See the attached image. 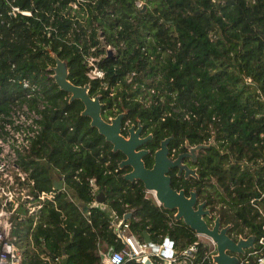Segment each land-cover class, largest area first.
<instances>
[{
  "label": "trees",
  "instance_id": "1",
  "mask_svg": "<svg viewBox=\"0 0 264 264\" xmlns=\"http://www.w3.org/2000/svg\"><path fill=\"white\" fill-rule=\"evenodd\" d=\"M53 54L68 61L74 83L102 94L104 117L127 110L126 125L140 119L154 131L152 150L171 134L172 150L210 144L198 150V177L172 185L207 199L233 237L255 235L247 250H258L255 264L264 254V0H0V121L17 102L45 103L43 128L19 165L35 194L64 181L34 214L18 208L19 264H102L100 249L122 247L113 222L128 212L141 239L147 230L180 249L199 235L148 196L142 180L125 178L124 153L55 81ZM95 65L104 77H89ZM25 78L41 92L28 98ZM145 160L151 166L153 156ZM204 256L201 246L197 264H215Z\"/></svg>",
  "mask_w": 264,
  "mask_h": 264
},
{
  "label": "built area",
  "instance_id": "2",
  "mask_svg": "<svg viewBox=\"0 0 264 264\" xmlns=\"http://www.w3.org/2000/svg\"><path fill=\"white\" fill-rule=\"evenodd\" d=\"M18 10L19 7H13V11ZM94 59L96 58L91 57V61ZM87 74L90 78H96L104 77L105 72L95 65ZM22 83L29 90L28 98H32L36 92H41V85L32 83L28 78L23 79ZM42 108H45L43 102L38 105H32L29 101L17 102L8 113L2 115L0 121V264H19L21 261L23 248L18 244L19 227L14 217L18 214L21 204L28 208L29 213L34 214L45 200H54L56 195L55 186L50 191H36V194L32 192L35 180L19 165L20 154L31 148L33 140L43 128ZM91 184L96 192L98 190L96 178L91 179ZM146 193L160 204L155 191L146 189ZM93 204L97 206L100 202L96 199ZM113 227L117 239L123 245L108 251L100 249L102 264H126L131 260L146 264L148 259L153 261L154 257L166 264H197L201 246L205 248L204 257L212 259L213 262V256L217 253V246L213 240L210 244L199 238L180 249L168 236L162 242H148L132 230L130 218L114 221ZM259 241L264 243V236H261ZM257 253V249L248 251L240 257V264H253L250 256ZM255 264H264V254L257 257Z\"/></svg>",
  "mask_w": 264,
  "mask_h": 264
},
{
  "label": "water",
  "instance_id": "3",
  "mask_svg": "<svg viewBox=\"0 0 264 264\" xmlns=\"http://www.w3.org/2000/svg\"><path fill=\"white\" fill-rule=\"evenodd\" d=\"M107 54L112 56L114 51L112 48L107 49ZM56 59V64L53 69L54 79L60 88L70 92V100L81 99L85 105L82 111L83 115L91 118V125L98 128L106 140L113 144L114 151H122L125 157L120 161V168L131 166V170L125 173V178L129 180H142L147 190L155 191L158 202L165 208L175 209L176 219H182L188 224L198 235H207L216 243L217 253L213 256L216 264H240V256L247 253L249 248L255 247V235L240 236L237 240L229 234L230 224L222 226L221 217L218 215L211 225L205 215L211 214L210 209L204 206L207 203L203 201L197 203V191L192 190L190 195H187L184 188H175L172 185V176L170 168L179 166V174L183 169H186V175L192 173L197 174V169L183 162L186 155H191L193 160L197 159V152L201 147H207L210 144L191 145L187 142V147L191 153H181L176 158L170 155L169 141L173 135L164 138L161 141L160 147L155 150L154 163L148 166L144 156L149 152V149L139 148L140 144L146 141L151 135L141 137V127L135 129V126L128 128L129 136L123 132L124 117L127 111L119 112L117 115L106 119L103 116L104 101L102 94L91 95L90 84H76L69 78V64L67 60L62 59L58 54H53ZM64 181L62 178L55 180V187L62 189ZM100 203L104 202V194L100 193L97 197ZM83 210L86 212L88 206L80 202ZM132 212H128L125 219H129ZM144 239L152 242L153 239L150 233L144 231ZM146 264H154L151 259L146 261ZM166 264V263H164Z\"/></svg>",
  "mask_w": 264,
  "mask_h": 264
},
{
  "label": "flooded vegetation",
  "instance_id": "4",
  "mask_svg": "<svg viewBox=\"0 0 264 264\" xmlns=\"http://www.w3.org/2000/svg\"><path fill=\"white\" fill-rule=\"evenodd\" d=\"M105 104V103H104ZM104 107V106H103ZM123 111H125V110H123ZM127 111V110H126ZM122 112V111H121ZM128 113V112H127ZM127 113H126V115H127ZM125 115V116H126ZM112 116H115V115H111V116H108V117H105L106 119H109L110 117H112ZM124 123H123V132H124V134L126 135V136H129V130H128V128L129 127H131V126H135V129H138L139 127H141V132H140V136L141 137H147V136H149V135H151V137H149L146 141H144L142 144H140V146H139V148H146V149H149V152L144 156V159H146V157L147 156H153V162H152V165H153V163H154V153H155V150L157 149V148H159L160 146H158V147H156L154 150H152V147L150 146V142L151 141H157L158 140V136H156V134L154 133V131H149L148 130V128H146L144 125H143V123L141 122V120L140 119H138L137 121H133V122H131V123H128L127 125H126V121H125V117H124ZM171 135H173V137L170 139V141H169V149H170V155H171V157L172 158H176L177 156H179V154H181V153H187V152H189V153H191V151H190V149L187 147V144H186V148L185 149H183L182 148V146H180V147H178L177 149L176 148H174L173 150L171 149V147H170V143H171V140L174 138V134H171ZM171 135H168V136H171ZM168 136H164V137H162L161 139H160V144H161V141L164 139V138H166V137H168ZM187 143V142H186ZM197 152V151H196ZM197 153H199V151L197 152ZM125 157V156H124ZM123 157V158H124ZM145 162H146V160H145ZM183 162L184 163H187V164H189L190 166H192L193 168H196L197 169V174H198V168H197V165L195 164L196 162H195V160H193V157L191 156V155H186V156H184V158H183ZM147 163V162H146ZM151 165V166H152ZM126 168H129V170H131V166H125ZM124 167V168H125ZM128 170V171H129ZM179 170H180V167L179 166H174V167H171L170 168V174H171V176H172V182H173V180H174V177H176L177 179H183V178H189V179H191V177H198V175H194V174H192V173H190V174H188V175H186V169H183L182 171H181V173L179 174ZM182 188H184L185 189V187L183 186ZM181 189V188H180ZM186 190V189H185ZM192 190H195V189H193V188H190V189H188V191H186V193H187V195H190V193H191V191ZM203 201H206L207 203L205 204V208L206 209H210L211 210V207L208 205V200L207 199H203L202 197H200V195L197 193V203H201V202H203ZM211 216L209 215V214H207V215H205V218L207 219V221L211 224V225H213V223H214V221H215V218L217 217V216H215V217H213V213H212V211H211ZM221 225L222 226H224L223 224H222V222H221ZM230 234V233H229ZM232 236V235H231ZM240 236H244V235H240ZM239 236V237H240ZM233 237V236H232ZM238 237V238H239ZM233 238H235V237H233ZM238 238H235L236 240L238 239Z\"/></svg>",
  "mask_w": 264,
  "mask_h": 264
},
{
  "label": "rangeland",
  "instance_id": "5",
  "mask_svg": "<svg viewBox=\"0 0 264 264\" xmlns=\"http://www.w3.org/2000/svg\"><path fill=\"white\" fill-rule=\"evenodd\" d=\"M138 4L140 5V4H142V2H139L138 1ZM75 6H77V5H75ZM109 48V47H108ZM26 207H25V205H22L21 206V211L22 212H26V209H25ZM199 238L203 241V242H205V243H212V238H210L209 236H207V235H199ZM19 244V243H18ZM20 245V244H19ZM21 246V245H20ZM22 247V246H21Z\"/></svg>",
  "mask_w": 264,
  "mask_h": 264
},
{
  "label": "clouds",
  "instance_id": "6",
  "mask_svg": "<svg viewBox=\"0 0 264 264\" xmlns=\"http://www.w3.org/2000/svg\"><path fill=\"white\" fill-rule=\"evenodd\" d=\"M57 189H58V188H57ZM247 252H248V251H247ZM244 255H245V254H244ZM241 256H242V255H241ZM241 256H240V257H241Z\"/></svg>",
  "mask_w": 264,
  "mask_h": 264
},
{
  "label": "crops",
  "instance_id": "7",
  "mask_svg": "<svg viewBox=\"0 0 264 264\" xmlns=\"http://www.w3.org/2000/svg\"><path fill=\"white\" fill-rule=\"evenodd\" d=\"M103 244H104V243H102V246H104Z\"/></svg>",
  "mask_w": 264,
  "mask_h": 264
}]
</instances>
